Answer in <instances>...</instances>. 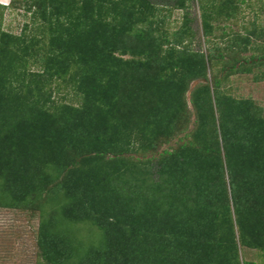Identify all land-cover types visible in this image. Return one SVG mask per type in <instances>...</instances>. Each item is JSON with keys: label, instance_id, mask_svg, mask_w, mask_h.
Listing matches in <instances>:
<instances>
[{"label": "trees", "instance_id": "obj_1", "mask_svg": "<svg viewBox=\"0 0 264 264\" xmlns=\"http://www.w3.org/2000/svg\"><path fill=\"white\" fill-rule=\"evenodd\" d=\"M25 1L24 12L31 14L30 24L17 36L0 30L1 168L30 157L35 149L30 134L39 130L40 122L48 125L69 114L85 127L95 123L97 117L116 116V101L111 103L105 96L94 99L101 92L115 90L111 97H117L124 90L142 105L145 102L150 115L153 105L158 109L165 105L158 115L167 134L177 121V128H186L187 122L181 123L185 113L178 110L183 112L187 102L183 106L179 96L169 100L168 87L181 84L186 91L189 86L184 78L188 76L189 83L207 79L215 62L223 60L222 55L216 59L212 52L192 48L190 41L195 33L188 20L170 34L164 30L162 18L147 19L161 10L153 0ZM173 1V8L188 10L191 0ZM244 2L222 0L219 6L228 10L221 13L228 18L227 13L234 14V8ZM203 26L207 35V20ZM126 53L143 57L144 62L132 64L116 56ZM152 68L159 72L151 73ZM214 79L216 90L211 97L206 92L209 85L192 93L191 104L198 105L201 113L196 116L190 144H183L162 159L169 185L157 190L133 185L139 193L129 189V196L121 194L118 200L109 191L93 194V186H85L90 194L78 203L75 221L88 220L95 212L104 213L94 223L109 236L105 248H98L96 253L109 254L116 242H125L134 251L132 264H254L241 261L242 249L264 253L263 110L252 100L223 94L222 83ZM53 86L57 92L70 87L83 98L82 105L60 104L49 111L53 93L49 88ZM102 88L104 91H99ZM200 90L203 95L196 102L193 94ZM162 100L165 104L160 103ZM134 117H128L134 124L125 128L119 146L109 140L105 152L122 157L125 152L152 150L147 126H140ZM109 128H114L113 121ZM126 159L130 162L132 158L118 161ZM129 164L123 166L128 169ZM14 168L7 171L14 179L4 192L5 199L12 203L5 205H26L23 202L34 196L38 184L42 196L44 178H38V182L33 179L32 192L22 193L20 185L25 181V187L30 176L19 170L22 167ZM126 188L121 186V193ZM56 222L43 226L41 231L46 230V235L40 246L49 263L59 264L78 248L73 247L63 228L55 233Z\"/></svg>", "mask_w": 264, "mask_h": 264}, {"label": "rangeland", "instance_id": "obj_2", "mask_svg": "<svg viewBox=\"0 0 264 264\" xmlns=\"http://www.w3.org/2000/svg\"><path fill=\"white\" fill-rule=\"evenodd\" d=\"M153 1L160 5L161 10H156L154 15H148L147 19L157 21L162 18L165 20L163 28L170 34L180 29L188 20L187 24L195 33V37L190 41L192 48L196 51L212 52L216 59H219L220 55L223 56L221 62H215L207 79L200 78L189 83L186 74L189 72H186L187 78H184V81L187 79L188 90L185 91V85L169 84L168 88L171 89L168 91L169 100L179 96L183 106L187 102L183 112L181 109L178 110L179 113H185L182 115L184 117L181 123L187 122L186 128H183V125L177 128L179 123L177 121L167 134L168 130L165 125L161 126L158 115L163 113L161 110L165 105L159 109L158 105L151 106L154 111L150 115L145 102L142 101L143 106L140 100L133 99L132 95L121 91L122 89L117 90L121 91L117 97H111V94L116 93L115 90H111L110 93H97V97L94 98L98 101L105 96L111 103L116 101L119 111L116 110L114 117L104 119L97 117L95 123L90 126L86 124L85 127L81 121L73 120V116L69 114L61 120L50 121L48 125L45 121L40 122L39 130L30 134L32 145L35 144L30 157L19 164L11 162L2 168L0 166V264H54L44 258L43 248L40 246L43 236L46 235V230L41 231L43 226L53 223L54 220L58 224V226L54 224L55 233L64 229L68 238L73 240V247L78 248V251L72 250V253H67L65 263L59 264H132L135 254L125 242L122 245L116 242L109 254L103 251L101 254L96 253L98 248H105L104 243L109 237L94 223L95 220L103 218L104 213L95 212L88 220L75 221L78 203L86 201V196L90 194L85 186L88 184L89 187L93 186V189L90 187L93 194L109 191L114 199L118 200L121 194L127 198L129 189L137 195L139 192L136 187L142 186L151 190L148 188L153 186L157 190L165 184L169 185L166 173L163 172L162 159L169 158L168 154L177 152L183 144H190L192 134L195 132L196 116L201 113L198 105L191 104L192 93L196 88L209 85L206 92L211 97L216 90L213 88L215 77L222 83L223 94L236 99L252 100L262 108L264 114V0H245L246 2L239 3L238 7L234 8L237 10L234 14L227 13L228 18L221 13L228 10L219 6L222 0H191L188 10L173 8V0ZM25 2L0 0L1 31L17 36L22 33L26 24H30L31 14H25L23 6ZM205 20L210 26L207 35L203 26ZM116 56L132 64L139 65L140 62H144L143 57L131 53ZM170 71L168 68L167 73ZM158 72L156 68L151 70L153 74ZM175 72L179 73L173 71ZM177 79L180 80V76ZM51 88L49 91L53 93L49 111L51 107L55 109L60 104L76 108L82 105L83 98L75 94L70 87L59 92L55 90V86ZM102 90L103 88L99 91ZM200 92L203 93L200 90L193 94L196 102L203 95ZM160 103L165 104L163 100ZM179 106L181 103L178 109ZM135 115L134 118L140 126H147L146 131L152 150L149 152L144 150L137 154L125 152L122 157L119 154L105 152L109 140L114 146H119L120 138L126 133L125 128L134 124L128 117ZM110 121H113L114 128H109ZM128 157L132 158L130 162L127 159L124 162L118 161ZM124 163H130L128 169L127 166H123ZM15 166L22 167L19 170L30 176L25 185L27 189L23 187L26 183L24 181L23 185H20L22 189L20 192L31 191L33 179L38 182V178L41 177L44 178L45 192L40 195L38 184L34 196L31 195L30 199L23 202L26 205L13 200V203L20 204L12 207L5 205L12 202L5 199L4 192L12 186L11 182L14 179L12 173L7 171L10 168L15 169ZM133 185L136 187L133 188ZM121 186L127 187L122 193ZM240 257L241 261L247 263L264 264V253L259 250L244 248L240 252Z\"/></svg>", "mask_w": 264, "mask_h": 264}]
</instances>
